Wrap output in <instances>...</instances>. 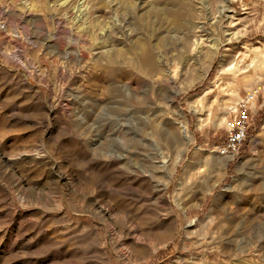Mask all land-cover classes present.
Listing matches in <instances>:
<instances>
[{
  "label": "rangeland",
  "instance_id": "obj_1",
  "mask_svg": "<svg viewBox=\"0 0 264 264\" xmlns=\"http://www.w3.org/2000/svg\"><path fill=\"white\" fill-rule=\"evenodd\" d=\"M172 1L0 0V264H264V0H175L209 2L212 19ZM148 40L191 134L163 190L165 157L138 134L148 99L168 100L128 57ZM214 41L207 70L185 56ZM253 90L247 139L222 166L212 150Z\"/></svg>",
  "mask_w": 264,
  "mask_h": 264
},
{
  "label": "bare ground",
  "instance_id": "obj_2",
  "mask_svg": "<svg viewBox=\"0 0 264 264\" xmlns=\"http://www.w3.org/2000/svg\"><path fill=\"white\" fill-rule=\"evenodd\" d=\"M203 3H204L203 5L198 4V6H196L195 3L186 4L183 1L174 0L172 1V5H170L169 7L171 12L175 15H180L182 13L184 14L183 10L187 9L189 13L192 12L195 15V13H197L198 11L208 19H212L214 17L213 6L207 1ZM227 7H228V0H224V2L220 5L219 11H225ZM193 27L194 29H196V32H198V34L196 33L193 35L189 34V36L187 35L188 40H191L193 44H198L201 41L199 32L205 30L204 29L205 23L195 22ZM117 30L121 38L124 37L125 33L122 24L117 26ZM217 46H218L217 41L213 42L211 48L207 46L205 48V51H203L204 53L201 58H195V56L192 55L193 53L190 52H185V56L188 57L189 60L193 59L194 64H197L198 66L204 63L206 60H208L207 66L205 67V70H207L208 67L210 66V60L214 57V55L217 52V48H218ZM133 51L134 53L128 51L130 56H128V54L126 55L127 52L126 48H124V46L120 44V46L117 49L116 61L118 62V64L120 65L124 64V59H125L124 57L127 56L130 58V61L134 60V58H131L133 57L132 54L133 55L135 54L137 55V57H140L142 59V62L147 66V73H149L152 76H156L155 78L156 84L155 86H153L154 89H156L158 94L165 96V98H167L168 100L165 103L164 108H162L156 101H153L152 99H148L147 105L151 106V109L153 111L152 113L148 112L149 114L147 113L144 114L146 121L142 123L140 133L138 134L140 141L142 142L150 141L157 150V152L160 154V156L165 157L164 160L160 161V165H159V167H161V172L163 176H167L166 180H161L158 182V185L163 190L167 187L168 181L173 175L174 165L182 159L183 154L187 148V145L191 141V134L188 130L186 123L171 116V113L181 114V111L176 107V102H175V97L177 93L180 91V89L178 87H170L168 89L167 86L165 85L166 82L168 80H172L173 77L171 76L172 75V70L170 67L171 63L168 61V57L165 56L166 54L163 53L164 51H161L160 48H158L154 43H152L151 40H148L147 43L145 42L143 46H141L139 49L135 48ZM225 59L226 56L224 54L221 58V63H220V69L222 70V73L229 72L228 69L226 68ZM173 61L174 60H172V63ZM131 62L134 63V61ZM128 64L130 63L128 62ZM193 75L195 79L198 76L196 73H194ZM142 85L145 87L147 86L145 80L142 81ZM145 99L147 98L145 97ZM212 153H213L211 156L212 160L221 161V164H223L222 166H224L225 161L231 156V155H223V154L220 155L217 146L215 147L214 150H212ZM234 180H235L234 181L235 184L237 182V178L235 177ZM231 186L232 185L230 184L227 185L225 188H229ZM178 200L181 205L182 204L181 201L183 202V198L180 196L178 197ZM214 262L216 264H227V261L223 258H219L218 261H214ZM241 264H248V262L245 263L243 262ZM249 264H253V263L249 262Z\"/></svg>",
  "mask_w": 264,
  "mask_h": 264
},
{
  "label": "built area",
  "instance_id": "obj_3",
  "mask_svg": "<svg viewBox=\"0 0 264 264\" xmlns=\"http://www.w3.org/2000/svg\"><path fill=\"white\" fill-rule=\"evenodd\" d=\"M258 90L246 93L232 109V116L226 121V138L218 145V151L223 155L234 157L245 143L254 113V102Z\"/></svg>",
  "mask_w": 264,
  "mask_h": 264
}]
</instances>
